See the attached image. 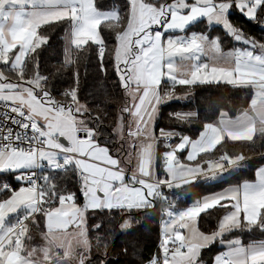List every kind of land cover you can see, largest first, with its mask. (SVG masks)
<instances>
[{
    "label": "snow or ice",
    "instance_id": "6c2138e0",
    "mask_svg": "<svg viewBox=\"0 0 264 264\" xmlns=\"http://www.w3.org/2000/svg\"><path fill=\"white\" fill-rule=\"evenodd\" d=\"M234 11L264 28V0H0V177L16 181L0 178V264H108L107 225L118 217L127 230L157 205L155 253L139 241L121 249L135 264H264V165L185 208L170 195L264 158V36L234 23ZM201 19L221 25L231 50L210 27L189 28ZM60 26L62 58L42 66ZM90 62L98 78L85 97ZM203 85L246 99L205 101L214 119L168 113L199 123L195 139L157 129L162 105L194 102ZM217 243L224 250L205 258Z\"/></svg>",
    "mask_w": 264,
    "mask_h": 264
},
{
    "label": "trees",
    "instance_id": "16d2710c",
    "mask_svg": "<svg viewBox=\"0 0 264 264\" xmlns=\"http://www.w3.org/2000/svg\"><path fill=\"white\" fill-rule=\"evenodd\" d=\"M123 2V0H120ZM105 3H111V0H105ZM234 23L238 26L242 27L248 34L256 36L260 38L264 36V28H262L256 22L248 20L244 18V16L234 13L229 16ZM104 26L102 25V28ZM209 27L205 21H201L195 24L191 30L200 31L201 29L207 30ZM209 35H218L221 37V41L223 43L224 49L229 50L232 48L234 42L227 33L224 32V29L221 27H212L210 28ZM63 26H60L55 29L52 34V39L49 41V44L52 45L54 51L53 52H41V62L42 66L45 62V58L50 56L48 60L49 64H53L57 62L55 58L57 55L61 54V44L62 40L59 37L63 33ZM109 30L104 28V32L107 33ZM62 58V55H60ZM89 74L86 77H82L81 80V94L82 96L88 97L89 93L93 91V86L95 80L98 78L96 75V69L94 63L90 62L88 65ZM55 83H59L61 87L67 86L66 80H58ZM183 87L177 86L176 92L178 95L183 94ZM195 99L194 102H189L186 104L182 103H171L166 104L161 108V112L159 115L157 129L159 128H169L175 129L178 133H183L185 135L191 136L195 139L199 135V131L201 130V125L199 123H191V124H181L174 120H170L168 117V113L170 112H178V111H189V110H197L200 113L201 119H214L215 113H206L207 104L205 101H215L217 99H223L227 101L229 106H241L246 97H244L243 93L237 95L233 93L230 89L220 88V86L215 85H203L198 86L193 93ZM117 107L112 108L111 111L115 114L118 111V106L122 105L123 99L117 95L113 101ZM231 147V145H230ZM264 165V158L262 157H254L252 160H249L245 167L240 168L237 172H235L232 176L223 180L222 182L216 184H206V183H198L196 185L190 186L191 191H187V189H174L170 195L173 198H176V204L178 208H185L192 203V200L196 196H203L210 193L219 192L230 185H234L242 182L244 179H254L255 170ZM0 178H6L9 183H12L14 186L16 185V181L14 179V174H7V176H3ZM74 179V178H71ZM71 186V182L69 183ZM187 193V194H183ZM159 205H157V209L149 210L147 214L145 212L136 213V217L139 220L138 223H135L128 230H121L119 228V218H116V221L108 224L107 227L111 230L112 235L109 237V262L108 264H135L132 260L131 256L121 255V249L125 246L130 247V251H132L131 244L134 241H139V246L141 248L142 254L147 256L155 253L156 244L158 243L159 236V227H160V216L158 212ZM116 215H119L116 213ZM220 213H218L215 209L209 210V213L204 214L202 216V223L205 228H212L215 226L216 217H218ZM107 224V221H106ZM235 235V233L233 234ZM246 242L250 238L247 233L244 234L243 237ZM258 238V236H257ZM220 249L216 246H213L209 249H205L202 255L207 258L210 256H214L218 253Z\"/></svg>",
    "mask_w": 264,
    "mask_h": 264
},
{
    "label": "crops",
    "instance_id": "0c3cea01",
    "mask_svg": "<svg viewBox=\"0 0 264 264\" xmlns=\"http://www.w3.org/2000/svg\"><path fill=\"white\" fill-rule=\"evenodd\" d=\"M235 13H237V14H240V15H242V16H244L243 14H241L239 11H234ZM232 14V12L231 13H229V16ZM244 18H246L247 19V17L246 16H244ZM201 21H205L206 23H207V25H208V27H210V28H212V27H221V25L220 24H218V23H214V24H210V22H208V21H206V20H204V19H201ZM201 21H198L197 23H199V22H201ZM196 23V24H197ZM194 25H189V28H192ZM222 28V27H221ZM223 29V28H222ZM192 31H196V30H192ZM229 50H231V49H229ZM225 51H227V50H225ZM179 86V85H178ZM176 102H178V103H180L181 101L180 100H177V101H175V102H173V103H176ZM186 102H189V101H186ZM182 104H186V103H182ZM164 105H166V104H164ZM164 105H162L161 106V108L164 106ZM161 112V111H160ZM159 115H160V113H159ZM158 120H159V118L157 119V122H156V126L158 125ZM239 169H232V170H230L229 172H226V173H224L223 175H224V177H218V178H216V179H214V180H200V181H198L196 184H198V183H206V184H216V183H219V182H222L223 180H225V179H227L228 177H230V176H232L235 172H237ZM195 184V185H196ZM215 245H219L218 243L217 244H214L213 246H215ZM212 246V247H213ZM220 247L222 248V250H224V248H223V246L222 245H220Z\"/></svg>",
    "mask_w": 264,
    "mask_h": 264
},
{
    "label": "rangeland",
    "instance_id": "374dc122",
    "mask_svg": "<svg viewBox=\"0 0 264 264\" xmlns=\"http://www.w3.org/2000/svg\"><path fill=\"white\" fill-rule=\"evenodd\" d=\"M231 13V12H230ZM235 12H232V14H234ZM175 101H177V100H174V101H171V102H169V103H166V104H171V103H173V102H175ZM189 102H191V101H189ZM189 102H186V101H181L180 103H189ZM159 118V117H158ZM221 177H224V175H222ZM131 228V227H130ZM129 228V229H130ZM128 230V229H127ZM218 247L219 249H220V251L222 250V248L220 247V245H215V247Z\"/></svg>",
    "mask_w": 264,
    "mask_h": 264
}]
</instances>
